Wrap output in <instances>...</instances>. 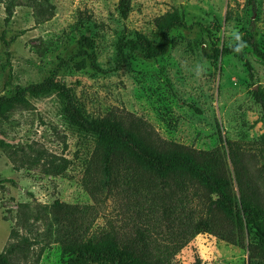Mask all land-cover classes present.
Listing matches in <instances>:
<instances>
[{
	"label": "rangeland",
	"instance_id": "1",
	"mask_svg": "<svg viewBox=\"0 0 264 264\" xmlns=\"http://www.w3.org/2000/svg\"><path fill=\"white\" fill-rule=\"evenodd\" d=\"M119 1L12 0L9 16L0 0V96H11L56 71V79L74 95L87 118L113 115L142 135L193 150H226V143L234 142L264 173V122L252 96L254 90L264 92V63L250 47L243 49L252 68L250 79L234 54L217 61L204 56L211 53L213 42L220 49L232 46L235 30L264 51V0H127L125 18ZM36 2L43 8L33 7ZM172 11L182 13L189 27L171 31L163 56L146 60L125 50L119 59V39L138 33L156 44L160 33L154 20ZM81 37L90 40L91 49L80 47ZM198 64L204 67L199 78ZM28 100L31 108L17 107L0 122V139L18 154L66 159L68 168L62 176L46 175L40 166L13 164L0 149V251L17 230L21 209L33 230L43 233L53 202L93 205L84 182L93 141L68 126L56 93ZM185 213L191 214L180 211V220ZM144 219L130 196L115 193L97 208L91 229L111 225L126 232ZM169 229L161 228L152 237L167 240L173 232ZM253 240V232L248 233V242ZM41 245L38 264H65L54 235ZM30 251L28 261L16 264H33L39 246ZM247 257L246 249L198 234L174 255L172 264H194L196 259L204 264H248Z\"/></svg>",
	"mask_w": 264,
	"mask_h": 264
},
{
	"label": "trees",
	"instance_id": "2",
	"mask_svg": "<svg viewBox=\"0 0 264 264\" xmlns=\"http://www.w3.org/2000/svg\"><path fill=\"white\" fill-rule=\"evenodd\" d=\"M11 1L3 0L9 16ZM33 7L43 8L39 2ZM118 10L125 18L128 1L120 0ZM154 26L160 33L156 44L138 33L131 39H119L116 43L119 59L123 60L125 50L146 60L157 59L166 53L171 31L189 27L183 14L177 11L156 18ZM206 32L211 34L208 29ZM242 37L253 55L264 63V51L258 43L246 35ZM79 45L91 49L86 37L80 38ZM232 46L220 49L213 42L211 53L204 56L217 61L234 54L252 79V68L243 51L236 54ZM87 56L97 69L94 56ZM50 92L60 97L68 126L93 141L84 169L85 189L93 205L80 208L53 202L48 207L50 222L43 233L34 231L24 209L19 210L17 230L11 231L7 245L0 251V264L28 261L31 248L39 246L33 259V264H38L43 251L41 244L53 235L65 264H172L174 255L198 234L246 249L248 264H264V173L237 143L227 142L226 150L223 147L193 150L142 135L113 115L87 118L74 95L56 79V71L40 83L18 88L11 96H0V122L7 121L17 107L31 108L28 97ZM252 96L264 122V92L254 90ZM0 149L7 152L13 164L40 166L46 175L62 176L68 168L66 159L42 160L41 155L18 154L2 139ZM115 193L130 196L138 214L145 216L144 222L136 221L126 232L111 225L92 230L97 208ZM180 211L191 214L185 213L180 220L177 216ZM161 228H173L169 239L152 237ZM250 232L254 240L248 242ZM194 264L204 263L196 259Z\"/></svg>",
	"mask_w": 264,
	"mask_h": 264
},
{
	"label": "clouds",
	"instance_id": "3",
	"mask_svg": "<svg viewBox=\"0 0 264 264\" xmlns=\"http://www.w3.org/2000/svg\"><path fill=\"white\" fill-rule=\"evenodd\" d=\"M234 44L232 46V51L236 54L242 53L243 49L247 46V42L244 41L242 35L238 30L233 31L232 33ZM196 76L199 78L201 74L204 72V67L202 65H196L195 68Z\"/></svg>",
	"mask_w": 264,
	"mask_h": 264
}]
</instances>
